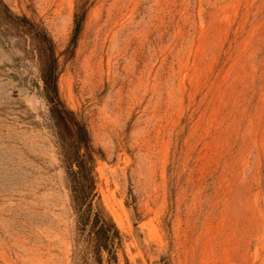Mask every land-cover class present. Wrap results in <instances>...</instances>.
Returning a JSON list of instances; mask_svg holds the SVG:
<instances>
[{"label": "rangeland", "instance_id": "obj_1", "mask_svg": "<svg viewBox=\"0 0 264 264\" xmlns=\"http://www.w3.org/2000/svg\"><path fill=\"white\" fill-rule=\"evenodd\" d=\"M37 26L98 151L113 264H264V0H0V264H81Z\"/></svg>", "mask_w": 264, "mask_h": 264}, {"label": "trees", "instance_id": "obj_2", "mask_svg": "<svg viewBox=\"0 0 264 264\" xmlns=\"http://www.w3.org/2000/svg\"><path fill=\"white\" fill-rule=\"evenodd\" d=\"M85 11L75 13L72 42L82 28ZM36 57L40 64V94L48 105L47 121L54 132L61 161L69 179L71 203L76 215L73 259L81 264H113L122 235L115 221L97 202L93 147L86 123L63 102L59 92V62L48 33L37 26Z\"/></svg>", "mask_w": 264, "mask_h": 264}, {"label": "bare ground", "instance_id": "obj_3", "mask_svg": "<svg viewBox=\"0 0 264 264\" xmlns=\"http://www.w3.org/2000/svg\"><path fill=\"white\" fill-rule=\"evenodd\" d=\"M120 215V214H119ZM118 214H117V216H119ZM120 217V216H119Z\"/></svg>", "mask_w": 264, "mask_h": 264}]
</instances>
